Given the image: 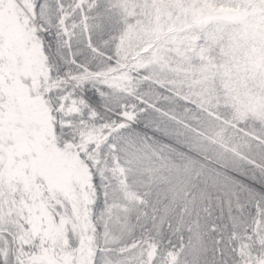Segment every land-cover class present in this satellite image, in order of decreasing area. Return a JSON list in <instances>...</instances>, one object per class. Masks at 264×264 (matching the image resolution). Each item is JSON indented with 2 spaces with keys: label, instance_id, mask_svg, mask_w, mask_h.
Wrapping results in <instances>:
<instances>
[{
  "label": "snow or ice",
  "instance_id": "1",
  "mask_svg": "<svg viewBox=\"0 0 264 264\" xmlns=\"http://www.w3.org/2000/svg\"><path fill=\"white\" fill-rule=\"evenodd\" d=\"M0 264H264V0H0Z\"/></svg>",
  "mask_w": 264,
  "mask_h": 264
}]
</instances>
